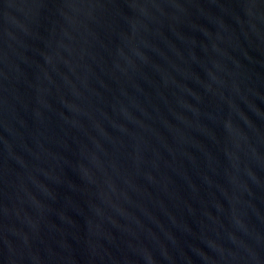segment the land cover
<instances>
[{
  "label": "water",
  "instance_id": "obj_1",
  "mask_svg": "<svg viewBox=\"0 0 264 264\" xmlns=\"http://www.w3.org/2000/svg\"><path fill=\"white\" fill-rule=\"evenodd\" d=\"M0 264H264V0H0Z\"/></svg>",
  "mask_w": 264,
  "mask_h": 264
}]
</instances>
